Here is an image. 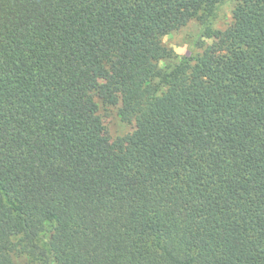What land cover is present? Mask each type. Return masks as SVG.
<instances>
[{"label": "trees", "instance_id": "trees-1", "mask_svg": "<svg viewBox=\"0 0 264 264\" xmlns=\"http://www.w3.org/2000/svg\"><path fill=\"white\" fill-rule=\"evenodd\" d=\"M222 2L0 0V264H264V0Z\"/></svg>", "mask_w": 264, "mask_h": 264}, {"label": "rangeland", "instance_id": "rangeland-1", "mask_svg": "<svg viewBox=\"0 0 264 264\" xmlns=\"http://www.w3.org/2000/svg\"><path fill=\"white\" fill-rule=\"evenodd\" d=\"M236 4L237 0H223L212 18L213 29L224 30L232 24ZM203 19V16H198L187 25L163 37V43L172 49L174 54L171 58L162 60L160 62L161 67L175 64L185 57L196 56L202 52L205 44L213 41L212 38H208L204 34L205 23H203ZM97 100L100 106V114L113 138L123 137L133 131L134 124L124 121L119 114L120 99H116L112 103H106L98 98ZM15 244L18 249L25 246V242L21 238H16ZM14 259L17 263L29 264L28 258L19 252L14 254Z\"/></svg>", "mask_w": 264, "mask_h": 264}]
</instances>
